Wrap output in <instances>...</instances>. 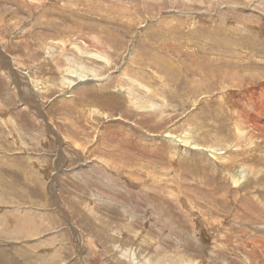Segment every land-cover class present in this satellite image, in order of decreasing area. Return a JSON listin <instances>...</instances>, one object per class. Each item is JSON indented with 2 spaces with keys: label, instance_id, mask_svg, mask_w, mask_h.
I'll return each mask as SVG.
<instances>
[{
  "label": "rangeland",
  "instance_id": "1",
  "mask_svg": "<svg viewBox=\"0 0 264 264\" xmlns=\"http://www.w3.org/2000/svg\"><path fill=\"white\" fill-rule=\"evenodd\" d=\"M0 264H264V0H0Z\"/></svg>",
  "mask_w": 264,
  "mask_h": 264
},
{
  "label": "bare ground",
  "instance_id": "2",
  "mask_svg": "<svg viewBox=\"0 0 264 264\" xmlns=\"http://www.w3.org/2000/svg\"><path fill=\"white\" fill-rule=\"evenodd\" d=\"M254 43H255V42H254ZM254 51H255V50H254ZM255 52H256V51H255ZM2 56H4V54H3ZM2 56H1V59H4V60H5L6 57L4 56V58H3ZM158 61H159V60H158ZM7 62L10 63L9 61H7ZM129 63H130V62H129ZM161 63H162V62H161ZM164 63H165V62H164ZM157 64H158V63H157ZM159 64H160V63H159ZM162 64H163V63H162ZM168 64H169V63H168ZM128 65H129V64H128ZM160 66H161V65H158L159 68H160ZM164 66H165V65H164ZM105 67H106V66H105ZM82 68H83V67H82ZM161 69H162V68H161ZM163 69L165 70L166 68H163ZM167 69H168V68H167ZM169 69H170V66H169ZM171 70H172V71H171L170 73L174 72L173 69H171ZM84 71H85V70H84ZM69 72H70V71H69ZM75 72H76V71H74V72L71 71V73H75ZM91 73H92V72H91ZM162 73H163V71H162ZM167 73H168V72H167ZM76 74H77V73H76ZM76 74H72V75H76ZM169 75H170V74H169ZM232 75H233V74H232ZM78 76L80 77V78H79L80 80H82V81H83V80H84V81L86 80V78H85V76H84L83 74H81V75H78V74H77V77H78ZM95 76H96V75H95ZM70 77H71V76H70ZM73 77H76V76H73ZM175 77H176V76H175ZM232 77H233V76H232ZM141 78H142V77H141ZM254 78H255V77H254ZM135 82H136V81H135ZM66 83H68L69 85L73 84V82H72L71 80L66 81ZM133 83H134V81H133ZM34 84H35V83H34ZM148 84H149V83H148ZM19 86H20V85H19ZM143 89H144V88H143ZM121 90H122V89H121ZM121 90H120V91H121ZM129 90H130V89H129ZM131 91H132V90H131ZM131 91H130V92H131ZM126 92H127V91H126ZM124 94H125V93H124ZM126 94H129V92L126 93ZM131 95H132V94H131ZM128 99H131V100H129V101H131V102H130L131 104H134L135 106H139V105L137 104L138 101H139V99H138V101H137V98H136V99H133V98H131V97L129 98V95H128ZM223 99H224V98H223ZM223 99H222V100H223ZM133 100H136V102L133 101ZM228 100H229V98H228ZM226 101H227V100H226ZM229 101H230V100H229ZM228 103H229V102H228ZM229 104H230V103H229ZM29 105H30V104H29ZM30 106H32V104H31ZM139 107H140L141 109H143V110H148V109H149V108H147V106H139ZM229 107H230V106H229ZM106 115H107V114H106ZM232 115H233V114H232ZM163 116H165V115H163ZM47 124H48V123H47ZM167 133H168V136H170L171 133H170V132H167ZM145 134H146V133H145ZM169 138H170V137H169ZM179 138H180V140L177 138L178 140H177V139H174V141L179 142V143H182V144H186V145H188V144L196 145V144L190 143V141H189L188 138H185V137H179ZM128 154H129V153H128ZM131 155H132V154H131ZM131 155H130V156H131ZM216 155H217V154H216ZM121 156H122V155H121ZM132 157H133V156H132ZM121 158H122V157H121ZM123 159H126V156H125V158H123ZM123 162H124V160H123ZM126 162H127V161H125V163H126ZM129 171H130V170H129ZM133 172H134V171H133ZM133 172H132V173H133ZM132 173H131V174H132ZM135 175H136V174H135ZM236 176H237V175H236ZM236 176L234 175V176H232V178H233L234 182H235L236 184H238L239 182H241V180H240V178H237ZM132 177H133V176H132ZM132 177H131V178H132ZM134 177H135V176H134ZM140 177H141V176H140ZM128 178H129V177H128ZM131 178H130V179H131ZM135 178H136V177H135ZM143 179H144V178H143ZM134 180H135V179H134ZM246 182H247V181H246ZM245 184H246V183H245ZM245 184H244V185H245ZM246 187H247V186H246ZM248 187H249V186H248ZM14 228H15V226H14ZM15 230H16V228H15ZM2 234H3V233H2ZM13 234H14V233H13Z\"/></svg>",
  "mask_w": 264,
  "mask_h": 264
}]
</instances>
